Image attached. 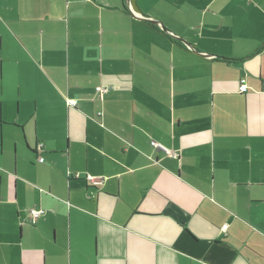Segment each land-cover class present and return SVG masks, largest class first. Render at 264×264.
<instances>
[{
    "label": "crops",
    "instance_id": "0c3cea01",
    "mask_svg": "<svg viewBox=\"0 0 264 264\" xmlns=\"http://www.w3.org/2000/svg\"><path fill=\"white\" fill-rule=\"evenodd\" d=\"M0 264H264V0H0Z\"/></svg>",
    "mask_w": 264,
    "mask_h": 264
},
{
    "label": "built area",
    "instance_id": "2783aa9c",
    "mask_svg": "<svg viewBox=\"0 0 264 264\" xmlns=\"http://www.w3.org/2000/svg\"><path fill=\"white\" fill-rule=\"evenodd\" d=\"M247 90L248 89H247V86H246V81H245V79H243L240 82L239 92L241 94H243V93H246ZM69 104L72 105V106L76 105L75 102H70ZM152 144H153L154 148L162 151L164 154H166V155H168V156H170L172 158L177 159L179 157L177 152L168 149L167 147H165L161 143H158V142L154 141ZM43 161H44L43 159L40 160V162H43ZM42 214H43V212H41V211H32L30 213V223L35 224L37 222L38 218H40L42 216Z\"/></svg>",
    "mask_w": 264,
    "mask_h": 264
},
{
    "label": "water",
    "instance_id": "95a60500",
    "mask_svg": "<svg viewBox=\"0 0 264 264\" xmlns=\"http://www.w3.org/2000/svg\"><path fill=\"white\" fill-rule=\"evenodd\" d=\"M152 24H154V25H158V26H161V28H163V30L166 32V33H168V34H170V32L165 28V26L163 25V23H161V22H158V21H150ZM183 43H185L187 46H190L189 45V43L187 42V41H184L183 39L181 40Z\"/></svg>",
    "mask_w": 264,
    "mask_h": 264
}]
</instances>
